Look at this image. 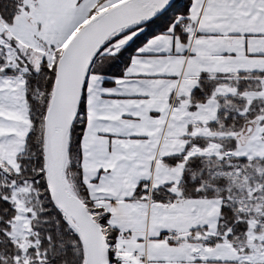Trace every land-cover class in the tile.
Returning <instances> with one entry per match:
<instances>
[{
  "label": "snow or ice",
  "instance_id": "1",
  "mask_svg": "<svg viewBox=\"0 0 264 264\" xmlns=\"http://www.w3.org/2000/svg\"><path fill=\"white\" fill-rule=\"evenodd\" d=\"M0 264H264V0H0Z\"/></svg>",
  "mask_w": 264,
  "mask_h": 264
}]
</instances>
